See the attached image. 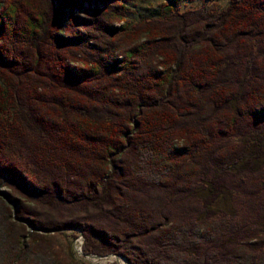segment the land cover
<instances>
[{"label": "trees", "instance_id": "trees-1", "mask_svg": "<svg viewBox=\"0 0 264 264\" xmlns=\"http://www.w3.org/2000/svg\"><path fill=\"white\" fill-rule=\"evenodd\" d=\"M184 1L0 0V264H264V0Z\"/></svg>", "mask_w": 264, "mask_h": 264}, {"label": "rangeland", "instance_id": "rangeland-1", "mask_svg": "<svg viewBox=\"0 0 264 264\" xmlns=\"http://www.w3.org/2000/svg\"><path fill=\"white\" fill-rule=\"evenodd\" d=\"M229 0H186L179 4L180 11L197 9L208 5L215 9L225 8ZM163 0H132L128 21L134 23L138 19L151 14L162 12ZM80 13V12H79ZM0 190L6 193L8 188L0 186ZM233 203L237 210L236 219L249 222L250 216L245 212V199L239 192L235 193ZM200 215L199 217H201ZM42 245H33L30 252V259L27 264H78L80 259L89 261L92 264L108 263L114 259L113 256L102 258H87L82 256L80 249L82 239L80 236L74 238L69 233L51 232L43 235ZM123 260V259H120ZM126 264L127 262L123 260Z\"/></svg>", "mask_w": 264, "mask_h": 264}, {"label": "water", "instance_id": "water-1", "mask_svg": "<svg viewBox=\"0 0 264 264\" xmlns=\"http://www.w3.org/2000/svg\"><path fill=\"white\" fill-rule=\"evenodd\" d=\"M0 194L2 195V196H4V197H6V195H5V192L4 191H1L0 190ZM7 194V193H6ZM80 252H81V254H82V256H84V257H87V258H102V257H110V256H113L114 257V259L112 260V261H116L117 262V264H120V259H122V258H119L120 256H118L117 254H108V255H95V254H89V255H85L83 252H82V249H80ZM112 261H110V262H112ZM128 264V263H127Z\"/></svg>", "mask_w": 264, "mask_h": 264}, {"label": "bare ground", "instance_id": "bare-ground-1", "mask_svg": "<svg viewBox=\"0 0 264 264\" xmlns=\"http://www.w3.org/2000/svg\"><path fill=\"white\" fill-rule=\"evenodd\" d=\"M120 264H126L123 260H120Z\"/></svg>", "mask_w": 264, "mask_h": 264}, {"label": "built area", "instance_id": "built-area-1", "mask_svg": "<svg viewBox=\"0 0 264 264\" xmlns=\"http://www.w3.org/2000/svg\"><path fill=\"white\" fill-rule=\"evenodd\" d=\"M81 237V236H80ZM82 239V238H81Z\"/></svg>", "mask_w": 264, "mask_h": 264}]
</instances>
